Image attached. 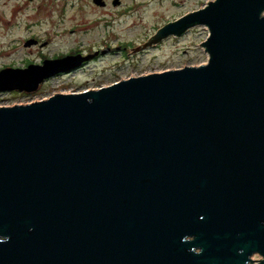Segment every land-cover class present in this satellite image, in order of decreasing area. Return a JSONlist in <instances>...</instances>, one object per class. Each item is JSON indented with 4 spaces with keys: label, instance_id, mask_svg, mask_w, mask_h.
Returning <instances> with one entry per match:
<instances>
[{
    "label": "water",
    "instance_id": "water-1",
    "mask_svg": "<svg viewBox=\"0 0 264 264\" xmlns=\"http://www.w3.org/2000/svg\"><path fill=\"white\" fill-rule=\"evenodd\" d=\"M199 26L205 64L0 106V264H264V0H210L131 53ZM94 56L0 69V92Z\"/></svg>",
    "mask_w": 264,
    "mask_h": 264
},
{
    "label": "rangeland",
    "instance_id": "rangeland-1",
    "mask_svg": "<svg viewBox=\"0 0 264 264\" xmlns=\"http://www.w3.org/2000/svg\"><path fill=\"white\" fill-rule=\"evenodd\" d=\"M127 1L133 4L128 15L106 27L99 20L100 11L87 5L62 7L61 0H48L43 11H36L38 0H26L25 3L22 0H0V69L6 65L40 64L42 57L50 59L87 43L97 44L98 41L131 42L134 47L164 25L198 9L207 0H142V5L140 0ZM207 36L206 28L199 26L179 37L169 36L134 53L131 49L126 55L108 54L106 51L81 69L44 81L34 92L23 95L6 93L0 95V100H4L2 104L6 105L28 104L56 93L95 90L128 77L202 65L207 61V54L200 44ZM28 39L37 43L24 46Z\"/></svg>",
    "mask_w": 264,
    "mask_h": 264
},
{
    "label": "flooded vegetation",
    "instance_id": "flooded-vegetation-1",
    "mask_svg": "<svg viewBox=\"0 0 264 264\" xmlns=\"http://www.w3.org/2000/svg\"><path fill=\"white\" fill-rule=\"evenodd\" d=\"M28 1L33 2L35 0H28ZM61 1H62L61 2L62 7L70 6V5L74 6L75 4L77 6H81V7H83L84 5H87L90 8H92L93 10L100 11L99 20L106 27L111 26L117 19H120L121 17L128 15L130 10L133 8V4L129 3L127 0H61ZM22 2L25 3L26 0H22ZM47 3H48V0H45V2H42V0H38L37 5L35 7V10L36 11H43L44 7L47 5ZM140 4L141 5L143 4L142 0H140ZM102 17H106V18L103 19ZM72 31L73 30H69L68 32H72ZM99 42L100 41H98V43L94 44V45L87 43L85 45H81V46H78L76 48L70 49L66 53L58 54L55 57H50V58H58V57H62L64 55L87 56V55H92V54L95 55L94 56L95 58L96 57L98 58L102 55L101 52L103 50L107 51L108 54H110V53H121V54L126 55V54H128L129 50L133 47V45H132L133 43H131V42H116V43H112V42L108 43L105 41L103 43H99ZM45 58H49V57H42L41 60H43ZM41 60L39 62H41ZM89 62H91V61L89 60L87 62L82 63L78 67V69H81L82 67L86 66ZM25 66L26 65H24V64L21 67H16V65H13V66L6 65L2 68H6V67L22 68ZM49 79H46V80H49ZM46 80H44V81H46ZM12 92L22 94V95L27 93V92H20V91L13 90V91L0 92V95L6 94V93H12ZM4 102H5L4 100H0V106H6V104H2Z\"/></svg>",
    "mask_w": 264,
    "mask_h": 264
}]
</instances>
